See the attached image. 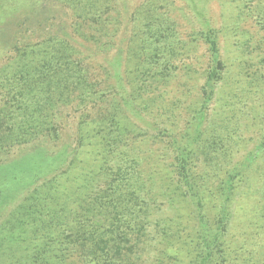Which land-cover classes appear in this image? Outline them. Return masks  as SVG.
I'll use <instances>...</instances> for the list:
<instances>
[{"label": "trees", "instance_id": "trees-1", "mask_svg": "<svg viewBox=\"0 0 264 264\" xmlns=\"http://www.w3.org/2000/svg\"><path fill=\"white\" fill-rule=\"evenodd\" d=\"M54 2L71 37L0 67V155L23 151L0 168V264H264V0L231 58L226 28L184 34L172 0ZM67 114L72 143L47 156ZM11 177L33 188L1 218Z\"/></svg>", "mask_w": 264, "mask_h": 264}, {"label": "rangeland", "instance_id": "rangeland-1", "mask_svg": "<svg viewBox=\"0 0 264 264\" xmlns=\"http://www.w3.org/2000/svg\"><path fill=\"white\" fill-rule=\"evenodd\" d=\"M20 1L24 0H0V67L6 62V58L10 56V49L14 45L22 46L24 44H29L31 42H36L43 38L46 33L54 32L61 35L71 37L69 30L70 18L68 11L62 9L61 7L52 5L55 0H44L46 1V6L42 8L38 14L36 10L33 9L35 5L40 4L43 0H25L27 1V6H21ZM53 1V2H52ZM123 5L120 8L123 15H131L136 7L143 0H121ZM175 2V12L177 20L182 26L184 34H190L191 31H198L204 29H211L212 27L220 29L222 31L226 28V32L222 31V48L225 50H231L234 53L229 54L228 57H235V52L237 47L241 42H246L249 40L251 46H256L258 41L261 39L263 33L259 30L255 22V6L259 5V0H172ZM31 3L35 5L31 6ZM252 10L253 12H251ZM240 16V22L238 26L231 30L233 22L236 21V17ZM224 44V45H223ZM6 49H9L6 51ZM229 52V51H228ZM254 52V51H253ZM200 53V51L198 52ZM113 52H110L112 56ZM105 56V55H103ZM101 54L97 56L98 62H108L110 58L103 57ZM194 56H199V54H194ZM264 56V53L255 51L251 57L260 58ZM200 58H194L190 63H201ZM195 65V64H194ZM196 67V66H195ZM194 75V74H190ZM1 95V94H0ZM72 114H67L59 120L61 141L57 145L51 147V144L43 143V149L47 153V156L53 154L52 152H61L66 146L70 145L73 140L75 123L72 118ZM33 152L31 150H26L25 155H28L27 166H30L31 159L33 157ZM23 151L11 150L9 154L0 155V168L1 166L10 164L9 161L17 160L20 156H23ZM24 159H27L25 157ZM48 165H52L51 161H48ZM54 166V165H53ZM32 167V168H31ZM31 169V175L34 173V168L31 164L29 170ZM1 170V169H0ZM4 172L0 173V181L2 180ZM15 175V174H14ZM15 177L10 178L9 181L13 182L11 196L12 204L5 205L3 208L1 218L6 215L9 209H11L20 199L29 192L33 186L31 178H25L20 182V180H14ZM20 182V183H19ZM15 183V185H14ZM23 187H21V185ZM17 185V186H16ZM6 187L2 186L0 188V194L3 197L6 194ZM2 191V193H1ZM9 193V194H10Z\"/></svg>", "mask_w": 264, "mask_h": 264}]
</instances>
